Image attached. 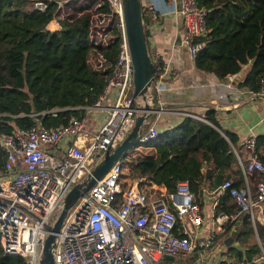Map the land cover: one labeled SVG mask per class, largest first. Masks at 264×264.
I'll return each mask as SVG.
<instances>
[{
  "label": "built area",
  "instance_id": "2783aa9c",
  "mask_svg": "<svg viewBox=\"0 0 264 264\" xmlns=\"http://www.w3.org/2000/svg\"><path fill=\"white\" fill-rule=\"evenodd\" d=\"M21 1L41 12L52 5V18L45 27L51 32L59 30L56 16H73L71 11L77 12L75 8H79H72L75 3L67 2L70 10L62 13L66 1ZM160 1L162 9L153 0L142 8L144 30L147 25L156 26L164 14H179L184 26L181 44L193 59L203 46L199 39L207 32L205 10L198 6L197 0H179L177 8L176 0ZM104 4L107 13H96V8ZM89 15L94 47L88 57L93 53L96 60L90 67L87 58V64L96 73L110 68L96 103L83 108L84 114L90 110L104 114L97 130L88 135L83 133L84 116L72 117L56 128L39 124L18 127L0 137V151L4 155L0 173V248L3 254L21 257L24 264H38L47 227L59 214L63 197L108 148L117 145L130 131L141 106L140 99L132 97V64L121 0H96L95 11ZM111 43L116 44V51L110 64L98 48ZM147 47L153 75L150 93L157 90L169 72V64L161 51L148 43ZM249 94L264 97V76L258 91ZM156 136L157 130L147 126L139 141H153ZM242 146L247 152L244 160L237 156L242 184L233 187L225 180L219 186L220 190H227L238 211L233 215L217 213L215 228L206 229L204 215L194 202L187 180L177 181L173 192L151 199L138 189L135 180L125 189L121 187L117 161L70 207L55 234L54 264H160L161 257L184 258L204 252L213 245L214 236L222 232L221 226L238 214H247L252 225L256 221L264 226V161L256 157L253 137ZM261 260L264 261L263 250L260 256L237 264Z\"/></svg>",
  "mask_w": 264,
  "mask_h": 264
},
{
  "label": "trees",
  "instance_id": "16d2710c",
  "mask_svg": "<svg viewBox=\"0 0 264 264\" xmlns=\"http://www.w3.org/2000/svg\"><path fill=\"white\" fill-rule=\"evenodd\" d=\"M197 4L206 12L207 32L199 39L203 46L193 58L195 69L223 80L249 64V71L238 86L257 92L264 76V0H197ZM50 6L41 12L25 1L0 0V137L18 127L39 124L56 128L72 117L83 118V108L96 103L110 72V68L93 72L87 64L94 47L90 40V15L85 13L87 7L77 8L78 16H57L59 30L51 32L45 29L52 18ZM107 11L105 4L96 8V13ZM144 33L147 39L145 30ZM98 49L111 64L116 44ZM200 118L204 122L185 116L178 125L157 132L153 141L141 143L140 146L153 149L150 155L127 157L126 153L119 160V167L127 173L120 171L119 180L137 181L138 189L145 195L151 193L152 187L173 192L177 181L187 180L199 207L204 194L219 189L225 180L233 187L240 186L237 156L244 158L236 147L235 136L221 129L213 110H206ZM255 150L256 157L264 161V135L255 138ZM3 162L0 151V173ZM237 211L227 190H220L214 214L233 215ZM235 226L234 245L220 252L217 264H231L222 256L237 264L264 251V226L256 221L252 225L245 213L226 221L210 248L222 245ZM197 257V252L184 258L161 257L159 263L186 260L192 263ZM0 264H24V261L19 256L3 254L0 248Z\"/></svg>",
  "mask_w": 264,
  "mask_h": 264
},
{
  "label": "crops",
  "instance_id": "0c3cea01",
  "mask_svg": "<svg viewBox=\"0 0 264 264\" xmlns=\"http://www.w3.org/2000/svg\"><path fill=\"white\" fill-rule=\"evenodd\" d=\"M149 2L152 0H140L141 8ZM153 2L159 9L163 8L160 0H153ZM95 4L96 0H85L87 9L94 8ZM175 6L178 7V0L175 1ZM72 8H75L74 4ZM183 30L182 18L179 14L172 13L162 15L156 26L147 25L145 28L148 45L161 51L169 64V72L162 79L157 90H151L155 94V100L161 104L162 111L154 114L145 128L152 126L159 133L178 125L185 116H192L204 122L200 116L206 110L211 109L221 129L235 136L236 147L240 149L241 157L245 159L247 152L242 146L244 141L251 137L255 139L257 136L264 135L262 126L264 97L252 96L248 88L238 86L249 71V64L242 66L238 73L227 76L223 80H218L210 73L196 70L193 59H190L186 48L181 44ZM103 117L104 114L97 110L88 111L84 117L83 133L88 135L95 132ZM130 151L134 152L130 157L141 152L147 155L153 153L152 148L140 145ZM156 191L159 192L158 195L155 194ZM218 192L220 190L215 189L206 192L203 196L200 208L206 221V229L210 226L215 228L217 225L214 221L216 215L213 207ZM163 193L164 189L159 187L153 189L152 187L148 195L151 199H156L160 198ZM237 226L231 230L236 229ZM233 245L232 241L230 246ZM224 249L222 245L212 248L209 256H200L206 250L197 252L198 257L194 262L186 260L178 264H198L200 261L204 264H215L218 257L220 260L219 254Z\"/></svg>",
  "mask_w": 264,
  "mask_h": 264
},
{
  "label": "water",
  "instance_id": "95a60500",
  "mask_svg": "<svg viewBox=\"0 0 264 264\" xmlns=\"http://www.w3.org/2000/svg\"><path fill=\"white\" fill-rule=\"evenodd\" d=\"M122 19L128 50L132 64V97L140 99L139 113L133 119V125L120 142L108 148L92 169L76 183L63 197L60 211L43 240L38 264H54L55 234L58 233L70 207L100 179L109 168L130 150L141 143L139 137L154 114L162 108L148 93L153 81L151 60L148 53L146 36L142 24L140 0H121ZM178 264V263H174Z\"/></svg>",
  "mask_w": 264,
  "mask_h": 264
},
{
  "label": "rangeland",
  "instance_id": "374dc122",
  "mask_svg": "<svg viewBox=\"0 0 264 264\" xmlns=\"http://www.w3.org/2000/svg\"><path fill=\"white\" fill-rule=\"evenodd\" d=\"M59 1H66V9H61V11H62V13H67L70 9L67 7V2H70V3H75V6H78L79 8L80 7H84L85 6V4H84V1L85 0H59ZM178 5H179V0H178ZM75 9H77V8H75ZM95 11V7L94 8H88V11H85V13H89V14H92L93 12ZM78 12V11H77ZM77 12H75V11H71V15H73V16H75V15H79V13H77ZM56 19H57V16L55 17ZM93 21H94V23H95V21H96V19L95 18H93ZM105 24V21L102 23V25H104ZM94 30H97V28H94ZM95 60H96V56H95V54H93V53H91L90 55H89V57H88V64H89V66L91 67H93V64H94V62H95ZM142 147V146H141ZM137 153V152H136ZM141 153H143V152H141ZM140 153V154H141ZM134 154V152H129V154L127 155V157H130V155H133ZM121 172H123V173H125L126 171L125 170H122ZM127 173V172H126ZM129 180L128 179H121L120 180V183H123L124 184V186L122 187L123 189H125L127 186H128V184H129ZM153 189H155V187H153ZM143 193V192H142ZM234 235H235V231L234 230H231L230 232H229V234L224 238V240H223V242H222V246L223 247H229L230 246V244H231V242L233 241V239H234ZM214 249V248H213ZM212 250V248H210V249H207L206 251H205V253H201V255L200 256H209L208 254H209V252ZM222 258L225 260V261H229V262H231V264H236V261H233L232 259H225V257L224 256H222ZM219 259V257L217 258V260ZM216 260V261H217ZM198 264H204V263H202V261H200V262H198ZM215 264H217V262H215Z\"/></svg>",
  "mask_w": 264,
  "mask_h": 264
}]
</instances>
